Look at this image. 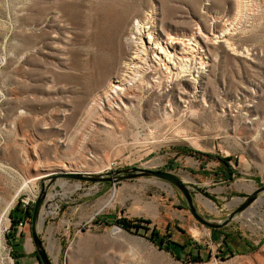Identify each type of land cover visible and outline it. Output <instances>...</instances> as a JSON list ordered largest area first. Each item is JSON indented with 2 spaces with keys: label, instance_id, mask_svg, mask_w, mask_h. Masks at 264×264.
<instances>
[{
  "label": "rangeland",
  "instance_id": "rangeland-1",
  "mask_svg": "<svg viewBox=\"0 0 264 264\" xmlns=\"http://www.w3.org/2000/svg\"><path fill=\"white\" fill-rule=\"evenodd\" d=\"M126 167L177 174L215 222L264 184V0H0V264H39L20 202L42 185L52 264H264V193L214 229L155 177L48 185Z\"/></svg>",
  "mask_w": 264,
  "mask_h": 264
},
{
  "label": "water",
  "instance_id": "water-1",
  "mask_svg": "<svg viewBox=\"0 0 264 264\" xmlns=\"http://www.w3.org/2000/svg\"><path fill=\"white\" fill-rule=\"evenodd\" d=\"M60 177L73 178L81 181L93 182V183H107L110 185H115L126 179H135L139 177H155L162 181L169 183L171 186L176 188L180 194L183 196L186 206L190 212V214L202 225L214 228L221 229L227 227L234 218L242 214L246 209H248L249 205L253 203L261 193H264V184L260 185L256 189L252 190L250 193L246 194V198L242 201L234 210L229 212L226 218L222 221L215 222L206 219L203 217L197 210V207L194 203L193 193L187 184L181 177L177 174L170 171H162V170H153L149 168H141V167H126L122 169H116L109 171L107 173H80V172H59L49 176V184L50 185L55 179ZM46 193L45 185H42V189L34 201L30 225H31V236L36 249V256L39 264H52L49 255L45 247L43 246V242L38 233V225L41 222V207L44 204Z\"/></svg>",
  "mask_w": 264,
  "mask_h": 264
},
{
  "label": "trees",
  "instance_id": "trees-1",
  "mask_svg": "<svg viewBox=\"0 0 264 264\" xmlns=\"http://www.w3.org/2000/svg\"><path fill=\"white\" fill-rule=\"evenodd\" d=\"M228 159L229 158H227V157H218V159H217L218 164L214 168V170L212 171L213 175L215 176V179H223L225 181H230L234 178L235 171L233 170L232 166L229 164ZM200 167L203 169L205 168L204 165H201ZM25 213H26V216L28 215L30 217L31 210H27ZM11 219H12V223H13L14 227H16L19 220L23 219V218H17V217H14L12 215ZM117 222H119V221H117ZM121 225L127 230H130L131 228H136V226H137V224H135V223L131 224L128 221H122ZM161 245L163 246V244H161ZM15 259H16V263H17L18 262L17 257H15Z\"/></svg>",
  "mask_w": 264,
  "mask_h": 264
},
{
  "label": "bare ground",
  "instance_id": "bare-ground-1",
  "mask_svg": "<svg viewBox=\"0 0 264 264\" xmlns=\"http://www.w3.org/2000/svg\"><path fill=\"white\" fill-rule=\"evenodd\" d=\"M152 32H153V30H152ZM141 33V32H140ZM169 38V37H168ZM170 38H172V37H170ZM182 40V39H181ZM180 39H169V43L172 45L170 48H171V50L172 51H174L173 50V48H175V50H176V48H177V46L178 45H182V46H185V42H184V40L183 41H181ZM165 44H167V43H165ZM181 48V47H180ZM184 50V49H183ZM186 50V49H185ZM195 61V59H193V62ZM196 63L197 64H199L200 65V67H201V69L203 70V68H205L204 67V65H205V63H204V61H201V62H197L196 61ZM202 64V65H201ZM137 66V65H136ZM139 65H138V67H137V69H139ZM141 69V68H140ZM202 70H200V71H202ZM200 71H199V74H200ZM202 74V73H201ZM134 78V77H133ZM127 84L128 83H125V84H116V85H113L112 86V89H111V94L110 95H106V96H104V98H102V100L100 101L101 103H102V101H107L109 98H112V97H120V96H123V94H126V93H124L125 91H124V89L127 87ZM129 85V84H128ZM129 87V86H128ZM127 87V88H128ZM124 97V96H123ZM116 98V99H117ZM114 99V98H113ZM120 100H122V99H120ZM109 102V101H108ZM120 102V101H119ZM105 104H107V103H105ZM112 104V103H111ZM108 106V105H107ZM111 106V105H110ZM114 110V109H113ZM101 111V110H100ZM111 112H112V110H111ZM41 219H42V217H41ZM42 221V220H41ZM40 224H41V222H40ZM0 231H1V229H0ZM53 246V245H52Z\"/></svg>",
  "mask_w": 264,
  "mask_h": 264
},
{
  "label": "built area",
  "instance_id": "built-area-1",
  "mask_svg": "<svg viewBox=\"0 0 264 264\" xmlns=\"http://www.w3.org/2000/svg\"><path fill=\"white\" fill-rule=\"evenodd\" d=\"M137 35H139V33H137ZM140 36H141V34H140ZM149 38H151V37H149ZM133 39H135V38H133ZM137 39H141V37H136V40ZM21 201L22 202H20V206H23V208H22V214H26L25 212L27 210H29V202L30 201H29V199H27V200L21 199ZM25 224H26L25 220L20 219L19 222L17 223V226L16 227L17 228H22V226L25 225Z\"/></svg>",
  "mask_w": 264,
  "mask_h": 264
},
{
  "label": "flooded vegetation",
  "instance_id": "flooded-vegetation-1",
  "mask_svg": "<svg viewBox=\"0 0 264 264\" xmlns=\"http://www.w3.org/2000/svg\"><path fill=\"white\" fill-rule=\"evenodd\" d=\"M37 255V254H36ZM37 257V256H36Z\"/></svg>",
  "mask_w": 264,
  "mask_h": 264
},
{
  "label": "crops",
  "instance_id": "crops-1",
  "mask_svg": "<svg viewBox=\"0 0 264 264\" xmlns=\"http://www.w3.org/2000/svg\"><path fill=\"white\" fill-rule=\"evenodd\" d=\"M38 263V262H37Z\"/></svg>",
  "mask_w": 264,
  "mask_h": 264
}]
</instances>
